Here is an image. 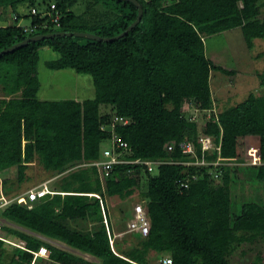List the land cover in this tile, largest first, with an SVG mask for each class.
Segmentation results:
<instances>
[{
	"label": "trees",
	"instance_id": "16d2710c",
	"mask_svg": "<svg viewBox=\"0 0 264 264\" xmlns=\"http://www.w3.org/2000/svg\"><path fill=\"white\" fill-rule=\"evenodd\" d=\"M79 1L0 0L6 16L17 17L14 25L0 26V52L34 36L61 32L116 38L128 30L139 13L129 0H94L95 5L112 12V19L91 25L74 14ZM135 1L143 9L142 20L117 40L59 35L0 57V86L12 96L0 98V173L16 169L20 187L28 181V164L34 161L54 175L71 169L56 183L58 193L48 194L32 206L11 204L0 211V216L12 225L97 258L100 264H149L150 255L164 253L173 264H231L228 257L241 243L264 239V207L247 203L240 213L233 214L231 200L235 167L246 159L248 136L260 138L261 165L256 168V180L264 183V95L251 94L207 123L205 135L220 146L225 163L220 167V184H215L210 174L213 168H187L180 164L188 156L179 146L172 154L165 147L173 141L189 140L201 155L196 143L198 127L185 116V107L216 108L211 74H232L207 59L205 40L241 28L252 49L256 39L264 40V0ZM53 3L62 15L60 27L51 20L46 26L40 15H31L32 8L44 11ZM20 5L29 7V12L20 13ZM19 22L32 24L35 31L25 33L16 27ZM45 47L59 55L57 61L49 63V69L74 70L92 77L94 99H39L38 54ZM260 78L264 86V73ZM101 107L110 108L113 115L103 114ZM115 117L126 118L129 123L111 130ZM23 133L28 141L24 152ZM114 140L126 143L130 151L124 156L127 161L162 162L155 174L144 164H120L102 183L96 167H77L101 160L103 144L109 142L111 146ZM218 155L212 151L207 160L216 161ZM192 173L199 175L198 180L189 189H182L179 181ZM10 183L14 182L5 180L3 192L16 197L19 192L12 191ZM144 185L147 190L141 193ZM95 195L103 201L144 200L150 221L148 236L135 234L140 242L129 250L123 242L115 244L113 219L107 218L108 232L100 199ZM124 214L125 219L132 216L130 211ZM78 221L98 227L74 230L70 223ZM18 242H24L27 250L16 249L9 264H31L32 251L41 247L50 255L49 259L38 258V263L97 264L8 225L0 229V251ZM250 264H264V255L257 254Z\"/></svg>",
	"mask_w": 264,
	"mask_h": 264
},
{
	"label": "rangeland",
	"instance_id": "374dc122",
	"mask_svg": "<svg viewBox=\"0 0 264 264\" xmlns=\"http://www.w3.org/2000/svg\"><path fill=\"white\" fill-rule=\"evenodd\" d=\"M28 8L29 7L25 8V12H29L30 8ZM73 12L77 16H83L91 25H95L97 22V24L107 23L106 21L108 19H112V12L110 13V10L104 8L102 5H95L94 0L79 1L73 9ZM5 13H7L6 9L0 7V16L4 14L3 17H6ZM3 21L4 20H0V25L4 23ZM205 52L207 59L212 61L213 64L232 72V74H225L221 71H213L211 74L210 84L217 113L223 109L244 102L251 94L256 96L264 95V86L261 85L260 78V75L264 73V40L256 39L253 48L249 49L244 40L241 28H236L206 38ZM58 58V53L48 47L39 50L37 71L40 81V97L55 102L72 100L74 97L77 101L94 99L96 90L90 75L78 74L74 70L54 71L48 68L49 63L57 61ZM0 98H12V96H9L2 90V85L0 86ZM185 108H187L185 109V116L188 118L194 114H198L199 121L195 124H197L199 130H202V128L205 127V117L208 115L203 116L204 113H196L195 109L199 107L195 105L188 104ZM102 113L113 115L112 110L108 107H103ZM107 148H110L109 142L103 144L102 151ZM259 150L260 138L257 136H248L246 138V159L244 163L235 167L236 180L231 183L233 214L240 213L241 207L247 203H257L264 207V183L256 180V168L261 165V163H259ZM33 163L34 165L27 171V184L23 183L18 187L16 169L11 172L4 171L1 181L2 179H7L9 182H14L10 183V185L13 186L12 191L15 190L16 193L19 192L22 194L24 191L37 187V185L43 181L53 179L52 177L56 176L53 173L45 172L38 162ZM86 168L87 167H83V169ZM67 174L68 171L64 176H67ZM59 180H61V178ZM59 180L54 178V181L50 184V188L59 190L56 184ZM102 183H104V181H102ZM214 183L220 184V180H214ZM146 190L147 186L144 185L140 192H146ZM105 201L106 205L108 204V209L106 208L105 210L107 218L111 217L113 219L115 230L114 236H112L113 239L116 238L115 244L116 242H123L127 250L139 244L140 238L128 232L129 219H125L124 213L130 211L132 214L133 206L137 203L146 205V202L141 198L123 202L118 198H106L104 203ZM32 205L33 204H29V206ZM3 223V225H8L30 235L26 229L12 225L7 221ZM70 226L74 230L89 231L96 229L98 224L93 225L89 221H78L70 223ZM32 236L34 235L32 234ZM19 244L25 246L24 242L11 243L10 247H5L0 251V264H9L15 250L19 249ZM61 244L63 247L56 244L53 246L83 256L84 259L90 262L97 264L101 263L97 258L79 253V251L63 243ZM259 253L264 255V239L254 241L252 244L246 242L241 243L228 258L231 264H250ZM168 256L169 255L165 253L158 256L152 254L149 257V264H160L162 259ZM46 261L47 260H45V263ZM36 264H44V262H37Z\"/></svg>",
	"mask_w": 264,
	"mask_h": 264
},
{
	"label": "built area",
	"instance_id": "2783aa9c",
	"mask_svg": "<svg viewBox=\"0 0 264 264\" xmlns=\"http://www.w3.org/2000/svg\"><path fill=\"white\" fill-rule=\"evenodd\" d=\"M31 15L37 16L40 15L41 19H45V25L47 26L49 20H51L57 27H60L61 25V19L62 15L57 10L56 4H52L50 6V9L48 10H39L37 8L31 9ZM14 22L17 21V17L15 16L13 18ZM16 27L22 28L23 31L27 34L33 33L35 31V28L32 27V24L30 25H24L21 24V22L16 23ZM196 113L202 114L203 116L208 115L205 117V127L202 128V130L198 129V136L196 143L200 145L201 155L197 153V146L194 144L193 141L184 140L179 143L171 142L166 145L165 149L169 154H172L176 147L179 146L182 153L185 156H188V159L184 162H181L180 164L186 166L187 168H213L210 171V174L212 175V178L214 180H219L220 176L222 175V167L225 163H223L220 152V146L216 147L214 145V140L205 135V130L207 123L211 120H217L218 113L216 112V108L213 107V109H195ZM190 122L196 123L198 120V114H194L189 118ZM111 130H113L117 125H127L129 123V120L123 117H115L110 122ZM197 125V124H196ZM198 127V126H197ZM102 129L105 131L106 127L103 126ZM212 151H217L219 153L218 158L216 161H208L207 155L211 154ZM130 151L127 148L126 143H123L118 140H114L112 142V145L110 148L104 149L102 151V158L99 161L93 162V163H82L78 165L77 167H96L98 170V174L102 181L104 179L108 178L111 171L113 170L115 165L120 164H144L149 173L155 174L156 170L158 169L159 165H161L162 162H150V161H141V160H134V161H127V159L124 158L125 154L129 155ZM169 163H179L175 161H166ZM259 163H261V160L259 158ZM199 175L197 173L188 174L184 179L179 181V185L182 189H189L191 184L198 180ZM47 194H55L52 192V190L49 189V186L47 183H44L40 186L34 187L30 189L27 193L17 196V197H8L4 194L2 188L0 187V211L7 208L11 204H19V205H29L33 204L40 199L44 198ZM97 198L100 199L102 212L104 215V221L107 225V230L109 232V227L107 224V214H106V208L107 205L104 203V201L100 198V196L95 195ZM108 209V208H107ZM3 222H5L2 218H0V229L4 226ZM150 231V221L148 219V209L145 204L137 203L135 206H133L132 209V216L129 219L128 222V232L132 234H140L143 237H147ZM115 239V238H114ZM113 239H111V244L113 245ZM13 244V243H12ZM17 245V244H15ZM21 249H26L25 246H22L21 244L18 245ZM32 254L34 255L33 261L31 264H36L37 259L42 257L44 259L49 258V251L46 247H41L38 251H32ZM160 264H173V261L171 258L166 257L164 258Z\"/></svg>",
	"mask_w": 264,
	"mask_h": 264
},
{
	"label": "water",
	"instance_id": "95a60500",
	"mask_svg": "<svg viewBox=\"0 0 264 264\" xmlns=\"http://www.w3.org/2000/svg\"><path fill=\"white\" fill-rule=\"evenodd\" d=\"M129 1L133 2L139 8V13H138L137 20L128 28V30L126 32H124L123 34H121L120 36H118L116 38H102L100 36H97V35H94V34H90V33H62V32L58 33V34L56 33V34H48V35H42V36H34V37L26 39L25 41H23V42H21L19 44H16V45L12 46L11 48H9L7 50L1 51L0 52V57H2L5 54H8L10 52H13L16 49H19V48L25 46L28 43L36 42V41H39V40H43L45 38L57 37L59 35L62 36V37H65V36H69V37L70 36H76V37H81V38H88L90 40H97V41H114V40H117V39L123 37L124 35H126V33L128 31L133 29L142 20V16H143L142 7L135 0H129Z\"/></svg>",
	"mask_w": 264,
	"mask_h": 264
},
{
	"label": "crops",
	"instance_id": "0c3cea01",
	"mask_svg": "<svg viewBox=\"0 0 264 264\" xmlns=\"http://www.w3.org/2000/svg\"><path fill=\"white\" fill-rule=\"evenodd\" d=\"M18 11L20 12V13H24L25 12V8H24V5H20V7L18 8ZM26 13V12H25ZM3 16H4V14H3ZM3 16H0V17H3ZM8 18V19H7ZM0 20H4L3 22V24L2 25H0V26H11V25H14L15 24V22H14V20H13V17L12 16H6V17H3V18H0ZM38 96H39V99L41 100V101H49V100H46V99H42L41 97H40V93L38 94ZM8 99V98H7ZM72 100H75V101H77L76 99H75V97H74V99H72ZM51 101V100H50ZM102 108L103 107H101V112H102ZM28 143V141L25 139V137H24V133H23V139H22V150H23V152L25 151V148H26V144ZM260 154V153H259ZM34 162H37V161H34ZM28 165H30L31 167L34 165V163H30V164H28ZM74 168H77V167H74ZM74 168H72V169H74ZM5 171H8V172H11L10 170H5ZM69 171H71V169L70 170H68V172ZM4 172V171H3ZM3 172L2 173H0V187L2 188L3 187V183L5 182V180H7V179H2V181H1V178H2V175H3ZM67 172V171H66ZM65 172V173H66ZM65 173H63V174H61V175H56L55 177H52L53 179H47V180H45V181H43L42 183H40L39 185H37V186H40V185H42V184H44V183H47L48 184V186H49V189L50 190H52V192L53 193H58V191L57 190H54V189H51L50 187V184L54 181V178L55 179H57V180H59ZM24 184H27V181L26 182H24ZM3 189V188H2ZM30 190V189H29ZM29 190H27V191H24V193H19L17 196H21V195H23V194H25V193H27ZM13 191H15V190H13ZM105 203H106V201H105ZM108 205V204H107ZM31 235L33 234L35 237H37L38 239H40V240H42V241H44V242H46V243H49V244H51V245H54V244H56V245H60V246H62L63 247V245L61 244V243H59L58 241H55V240H53V239H50V238H48V237H45V236H42V235H39V234H36V233H31L30 231H28ZM65 247V246H64ZM71 250V249H70Z\"/></svg>",
	"mask_w": 264,
	"mask_h": 264
},
{
	"label": "clouds",
	"instance_id": "9594fccd",
	"mask_svg": "<svg viewBox=\"0 0 264 264\" xmlns=\"http://www.w3.org/2000/svg\"><path fill=\"white\" fill-rule=\"evenodd\" d=\"M3 190V189H2ZM48 195V194H47ZM17 197V196H16ZM13 198V197H11ZM3 219V218H2ZM4 220V219H3ZM5 221V220H4ZM25 248H26V244H25ZM21 249V248H20ZM23 250H27V249H23ZM42 258V257H41ZM44 259V258H43ZM49 259V258H48ZM32 263V262H31Z\"/></svg>",
	"mask_w": 264,
	"mask_h": 264
}]
</instances>
